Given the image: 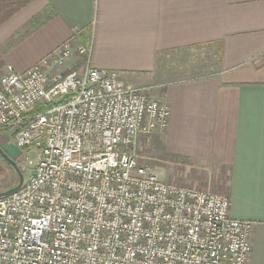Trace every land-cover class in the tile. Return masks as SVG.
<instances>
[{"label":"built area","instance_id":"built-area-1","mask_svg":"<svg viewBox=\"0 0 264 264\" xmlns=\"http://www.w3.org/2000/svg\"><path fill=\"white\" fill-rule=\"evenodd\" d=\"M91 52L70 40L0 74V130L37 152L0 198V264H248L252 225L230 217L228 197L141 164L138 141L169 128L168 106L93 68Z\"/></svg>","mask_w":264,"mask_h":264},{"label":"crops","instance_id":"crops-1","mask_svg":"<svg viewBox=\"0 0 264 264\" xmlns=\"http://www.w3.org/2000/svg\"><path fill=\"white\" fill-rule=\"evenodd\" d=\"M70 40L168 106L169 128L138 141L141 164L160 151L167 183L228 197L252 225L248 264H264V0H32L0 25V74Z\"/></svg>","mask_w":264,"mask_h":264},{"label":"rangeland","instance_id":"rangeland-1","mask_svg":"<svg viewBox=\"0 0 264 264\" xmlns=\"http://www.w3.org/2000/svg\"><path fill=\"white\" fill-rule=\"evenodd\" d=\"M82 60H74L69 70L81 68ZM0 147L14 160L25 177L29 178L36 166L37 152L32 149H21L17 146L11 131L0 130ZM160 151H153L147 156L146 164L151 170L158 173L161 182H169L172 175L164 169ZM19 182L17 172L0 156V193L15 187Z\"/></svg>","mask_w":264,"mask_h":264},{"label":"trees","instance_id":"trees-1","mask_svg":"<svg viewBox=\"0 0 264 264\" xmlns=\"http://www.w3.org/2000/svg\"><path fill=\"white\" fill-rule=\"evenodd\" d=\"M31 1L32 0H0V25L11 19ZM84 45L88 46L89 43H84Z\"/></svg>","mask_w":264,"mask_h":264},{"label":"water","instance_id":"water-1","mask_svg":"<svg viewBox=\"0 0 264 264\" xmlns=\"http://www.w3.org/2000/svg\"><path fill=\"white\" fill-rule=\"evenodd\" d=\"M0 156L10 165V166H12L13 168H14V170L17 172V174H18V177H19V182H18V184L15 186V187H13V188H11V189H9V190H7V191H4V192H1L0 193V198H2V197H6V196H9V195H12V194H14V193H16V192H18L21 188H22V186L24 185V183H25V177H24V175H23V173L21 172V170L19 169V167H18V165H17V163L14 161V160H12L4 151H3V149L0 147Z\"/></svg>","mask_w":264,"mask_h":264}]
</instances>
